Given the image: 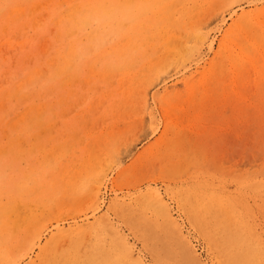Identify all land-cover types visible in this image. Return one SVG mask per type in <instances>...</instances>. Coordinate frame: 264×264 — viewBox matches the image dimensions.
Wrapping results in <instances>:
<instances>
[{"label": "rangeland", "instance_id": "1", "mask_svg": "<svg viewBox=\"0 0 264 264\" xmlns=\"http://www.w3.org/2000/svg\"><path fill=\"white\" fill-rule=\"evenodd\" d=\"M124 1L0 0L1 254L108 264L125 239L144 264H264V0Z\"/></svg>", "mask_w": 264, "mask_h": 264}, {"label": "bare ground", "instance_id": "2", "mask_svg": "<svg viewBox=\"0 0 264 264\" xmlns=\"http://www.w3.org/2000/svg\"><path fill=\"white\" fill-rule=\"evenodd\" d=\"M27 1H28V0H27ZM65 1H67V0H65ZM65 1L63 0V2H65ZM69 1H71V0H69ZM76 1H77V0H76ZM87 1H88V0H87ZM99 1H100V0H99ZM126 1H127V0H126ZM126 1H124V2H126ZM128 1L130 2V0H128ZM131 1H132V0H131ZM144 1H145V3H146L148 0H144ZM149 1H150V0H149ZM152 1H153V0H152ZM158 1H160V0H158ZM158 1H157V2H158ZM176 1L179 2V0H176ZM17 2H19V1H17ZM72 2H73V1H72ZM104 2H105V1H104ZM104 2H103V3H104ZM114 2H115V0H114ZM120 2H121V1H120ZM142 2H143V0H142ZM154 2H155V1H153L152 3H154ZM22 3H23V2H22ZM65 3H66V2H65ZM87 3H88V2H84V3H82V4L80 3V4H81V5H83V4L85 5V4H86L85 8L87 7V9H88V6H89V5H87ZM99 3H100V2H99ZM106 3H108V2H106ZM112 3H113V2H112ZM118 3H119V2H118ZM159 3H160V2H159ZM163 3H164V2H163ZM176 3H177V2H176ZM20 4H21V3H19V5H20ZM76 4H77V3H75L74 7L76 6ZM80 4H79V5H80ZM109 4H110V3H109ZM115 4H116V3H115ZM146 4H147V3H146ZM155 4H156V3H155ZM155 4H153V5H155ZM167 4H168V3H167ZM186 4H187V3H186ZM19 5H17V3H16L15 6H14V4H13V8H15L16 6L18 7ZM72 5H73V3L71 4V6H72ZM79 5H78V6H79ZM81 5H80V6H81ZM103 5L106 6L107 4H106V5L103 4ZM138 5H139V4H138ZM161 5H163V4L161 3V4H159L158 6L161 7ZM171 5H172V4H171ZM101 6H102V5H101ZM114 6H115V5H114ZM118 6H119V8H120V4H118ZM118 6H116V7L118 8ZM128 6H129V5H128ZM164 6H165V5H164ZM184 6H185V5H184ZM90 7H91V6H89V8H90ZM95 7H97V6L95 5ZM99 7H100V6H99ZM111 7H112V6H111ZM111 7H110V8H111ZM133 7H134V6H133ZM135 7H136V6H135ZM135 7H134V9H135ZM147 7H148V5H147ZM153 7H155V6H153ZM160 7H159V9H160ZM165 7L167 8V6H165ZM168 7H169V6H168ZM66 8H68V7H66ZM82 8H83V7H82ZM110 8H109V9H110ZM113 8H114V7H113ZM119 8H118V9H119ZM136 8H137V7H136ZM170 8H171V7H170ZM170 8H168V9H170ZM11 9H12V7H11ZM72 9H74V8H72ZM77 9H78V8H77ZM80 9H81V8H79V10H80ZM96 9H97V8H96ZM96 9H95V11H96ZM105 9H106V7H105ZM132 9H133V8H132ZM155 9H156V7H155ZM155 9H154V10H155ZM159 9H158V10H159ZM168 9H167V10H168ZM181 9H182V8H181ZM188 9H189V8H188ZM2 10H3V9H2ZM13 10H14V9H13ZM64 10H65V9H64ZM67 10L69 11V9H67ZM70 10H71V9H70ZM82 10H85V9L83 8ZM92 10H93V9H90V10H87V11H92ZM112 10H113V9H112ZM124 10H125V8H124ZM163 10H164V9H163ZM5 11L7 12V15L10 13V12L8 13V10H5ZM85 11H86V10H85ZM102 11H103V9H102ZM105 11H106V10H105ZM107 11H108V10H107ZM107 11H106V12H107ZM119 11H120V10H119ZM127 11H129V9H128ZM171 11H172V10H171ZM3 12H4V10H3ZM11 12H12V11H11ZM77 12H78V11H76V12H74V13L77 14ZM110 12H111V11H110ZM151 12H152V10H151ZM151 12H150V13H151ZM177 12H178V11H177ZM186 12H188V11H186ZM190 12H191V11H190ZM1 13H2V12H1ZM78 13H80V12H78ZM89 13H91V12H89ZM101 13H103V12H101ZM107 13H108V12H107ZM145 13H147V12H145ZM156 13H157V12H155V14H156ZM173 13H174V12H173ZM184 13H185V12H184ZM2 14L4 15V13H2ZM63 14H66L65 11H64ZM67 14H68V12H67ZM67 14H66V16H67ZM72 14H73V13H71V17H70V18H72V16H73ZM76 14H75V15H76ZM81 14H83L82 11H81ZM85 14H86V13H85ZM87 14H88V13H87ZM139 14H140V13H139ZM139 14H138V15H139ZM143 14H144V13H142V15H143ZM158 14H160V13L158 12ZM166 14H167V13H166ZM180 14H181V12H180ZM185 14H186V13H185ZM3 15H2V16H3ZM7 15H4V16H7ZM69 15H70V14H69ZM88 15H89V14H88ZM145 15H147V14H145ZM170 15H171V14H170ZM172 15H173V14H172ZM172 15H171V16H172ZM183 15H184V14H183ZM183 15H181V16L183 17ZM4 16H3V17H4ZM128 16H129V15H128ZM136 16H137V15H136ZM139 16H140V15H139ZM139 16H137V17H139ZM152 16H153V15H152ZM161 16H162V15H160V17H161ZM164 16H165V15H164ZM181 16H180V17H181ZM0 17H1V16H0ZM78 17H79V16H78ZM80 17L82 18L83 15L80 16ZM140 17H142V16H140ZM146 17H147V16H146ZM146 17H144V18H146ZM153 17H155V16H153ZM162 17H163V16H162ZM162 17H161V19H162ZM4 18L6 19V17H4ZM59 18H61V17H59ZM59 18H58V19H59ZM67 18H68V17H67ZM81 18H80V19H81ZM164 18H165V20H166V19H169V18H170V17H169V14L166 15ZM183 18H184V17H183ZM1 19H2V17H1ZM5 19H4V20H5ZM7 19H8V18H7ZM63 19H64V17H63ZM65 19H66V17H65ZM82 19H83V18H82ZM82 19H81V20H82ZM84 19H85V18H84ZM104 19L106 20L107 17L104 18ZM155 19H156V18H155ZM159 19H160V18H159ZM176 19H177V17H176ZM66 20H67V19H66ZM72 20H74V18H72ZM87 20H88V19H87ZM139 20H140V19H139ZM142 20H144V19H142ZM170 20H171V19H170ZM170 20H169V21H170ZM177 20H178V19H177ZM183 20H184V19H183ZM183 20H182V21H183ZM60 21H61V20H60ZM68 21H69V20H68ZM82 21H84V20H82ZM82 21H81V22H82ZM88 21H89V20H88ZM132 21H133V20H132ZM148 21H150V19H148ZM167 21H168V20H166V22H167ZM81 22H80V23H81ZM86 22H87V21H86ZM117 22H118V21H117ZM143 22H144V21H143ZM161 22H162V21H161ZM164 22H165V21H164ZM183 22H184V21H183ZM183 22H182V23H183ZM59 23H62V21L59 22ZM63 23H64V22H63ZM63 23H62V24H63ZM127 23H128V22H127ZM145 23H146V22H145ZM159 23H160V22H159ZM177 23H178V22H177ZM179 23H181L180 20H179ZM182 23H181V24H182ZM68 24H69V23H68ZM73 24H74V23H73ZM84 24H85V21H84ZM86 24H87V23H86ZM86 24H85V25H86ZM115 24H116V23H115ZM140 24H141V23H140ZM140 24H139V25H140ZM142 24H143V23H142ZM77 25H78V22H77ZM77 25H76V26H77ZM85 25H84V26H85ZM121 25H123V24H121ZM127 25H129V24H127ZM155 25H156V24H155ZM158 25H159V24H158ZM162 25H163V24H162ZM166 25H167V23H166ZM170 25H171V24H170ZM173 25H175V24H173ZM62 26H63V25H62ZM66 26H67V25H66ZM70 26H71V25H70ZM74 26H75V25H74ZM82 26H83V25H82ZM86 26H87V25H86ZM118 26H120V25H118ZM151 26H152V25H151ZM164 26H165V25H164ZM168 26H169V22H168ZM168 26H166L165 28L167 29ZM64 27H65V26H64ZM127 27H128V26H127ZM139 27L141 28V26H139ZM142 27H143V26H142ZM144 27H145V25H144ZM160 27H161V24H160ZM170 27H171V26H170ZM170 27H169V29H170ZM180 27H181V25H180ZM86 28H87V27H86ZM153 28H154V26H153ZM155 28H156V27H155ZM65 29H66V28H65ZM125 29H126V24H125ZM136 29H137V28H136ZM142 29H144V28H142ZM151 29H152V28H151ZM156 29H157V28H156ZM156 29L154 30L155 32H156V31H159V30H156ZM69 30H70V29H69ZM69 30H68V31H69ZM74 30H75V31H74ZM132 30H134V29H132ZM132 30H131V31H132ZM149 30H150V29H149ZM149 30H147L148 33H149ZM62 31H63V29H62ZM65 31H66V30H65ZM65 31L62 32V33H65ZM72 31L76 32V28L73 29ZM135 31H136V30H135ZM162 31L164 32V30H162ZM162 31H161V32H162ZM69 32H70V31H69ZM87 32H88V31H87ZM89 32L91 33L92 31H89ZM121 32H122V31H121ZM138 32H140V31H138ZM168 32H169V31H168ZM96 33H97V31H96ZM96 33L94 34V32H93V34H94L95 36H96ZM122 33H123V32H122ZM150 33H151V32H150ZM65 34H66V33H65ZM67 34L70 35L71 32H70V34H69V33H67ZM130 34H132V32H131ZM130 34H129V36H130ZM154 34H155V33H154ZM163 34H164V33H163ZM167 34H168V33H167ZM200 34H201V33H200ZM68 35H67V36H68ZM97 35H98V34H97ZM103 35H104V33H103ZM120 35H121V34H120ZM127 35H128V34H127ZM140 35H141L140 37L143 38V37H142V36H143V35H142V32H141ZM146 35H147V34H146ZM151 35H152V34H151ZM165 35H166V34H165ZM165 35L162 36V34H161L162 39H163V37H164ZM64 36H65V35H64ZM80 36H81V35H80ZM90 36H92V34H91ZM90 36H89V37H90ZM129 36H128V37H129ZM135 36H136V35H135ZM155 36H156V35H155ZM68 37H69V36H68ZM76 37H77V36H76ZM81 37H83V36H81ZM81 37H80V40L83 41V39H81ZM131 37H133V36H131ZM158 37H159V36H158ZM158 37H157V38H158ZM168 37H169V35H168ZM66 38H67V37H66ZM84 38H85V37H84ZM90 38H91V37H90ZM92 38H93V37H92ZM100 38H101V37H100ZM134 38L136 39V37H134ZM145 38H146V37H145ZM166 38H167V37H166ZM77 39L79 40V38H77ZM97 39H98V38H97ZM123 39H124V38H123ZM129 39H130V40H129L128 42L131 43V39H132V38H129ZM152 39H153V38H152ZM196 39H197V38H196ZM72 40H73V39H72ZM78 40H76V41H78ZM86 40H87V39H86ZM86 40H85V41H86ZM89 40H90V39H89ZM159 40H160V39H159ZM164 40H165V38H164ZM167 40H168V39H167ZM197 40H198V39H197ZM202 40H203V39H202ZM64 41H65V40H64ZM68 41H69V40H68ZM85 41H83V42H85ZM92 41H93V40H92ZM136 41H138V38H137ZM149 41L152 42L151 37H150V40H149ZM149 41H147V42H149ZM156 41H158V40H156ZM156 41H155V42H156ZM160 41H161V40H160ZM162 41H163V40H162ZM165 41H166V40H165ZM165 41H164V42H165ZM66 42H67V41H66ZM90 42H91V41H90ZM138 42H139V41H138ZM153 42H154V41H153ZM153 42H152V43H153ZM164 42H163V43H164ZM71 43H72V42H71ZM143 43H144V42H143ZM201 43H202V42H201ZM67 44H68V43H67ZM88 44H90V43L88 42ZM136 44H137V43H136ZM138 44H139V43H138ZM145 44H148V43L145 42ZM154 44H155V43H154ZM164 44H165V43H164ZM164 44H163V45H164ZM63 45H64V44H63ZM73 45H74V44H73ZM140 45H141V44H140ZM142 45L144 46V44H142ZM163 45H162V46H163ZM74 46H75V45H74ZM85 46L87 47L88 45H85ZM143 46H142V47H143ZM153 46H154V45H153ZM164 46H165V45H164ZM155 47H156V46H155ZM165 47H166V46H165ZM66 48H67V46H66ZM66 48H65V49H66ZM88 48H90V47H88ZM91 48H92V47H91ZM100 51H101V50H100ZM100 51H99V52H100ZM101 52H102V51H101ZM84 53H85V55H86V52H85V51H84ZM96 54H97V53H96ZM55 55H56V54H55ZM99 55H100V54H99ZM103 55H104V57H105V54H103ZM103 55H102V56H103ZM129 57H130V56H129ZM102 58H103V57H102ZM102 58H101V60H102ZM106 58H107V57H106ZM131 58H132V57H131ZM122 59H125V58H122ZM91 60H92V59H90V61H91ZM104 60H105V59H104ZM117 60H118V59H117ZM117 60H116V61H117ZM87 61H88V60H86V62H87ZM92 61H93V60H92ZM94 61H95V60H94ZM99 61H100V58H99ZM135 61H136V60H135ZM106 62H107V61H106ZM117 62H119V61H117ZM125 62H127V61H125ZM125 62H124V63H125ZM132 62H133V59H132ZM109 63H110V62L108 61V64H109ZM133 63H135V62H133ZM87 64H88V63H87ZM120 64H121V63H120ZM120 64H119V65H120ZM128 64H129V63H128ZM128 64H127V65H128ZM130 64H132L131 61H130ZM119 65H118V66H119ZM123 65H124V64H123ZM125 65H126V63H125ZM111 66H113V65L111 64ZM114 66H116V65L114 64ZM128 66H129V65H128ZM49 70H50V69H49ZM52 70H53V69H52ZM53 71H54V70H53ZM26 76H28V75L26 74ZM26 76H24V77L26 78ZM34 76H35V75H33V77H34ZM24 77L22 78V80H24ZM28 78H32V77L28 76ZM34 78H35V77H34ZM32 79H33V78H32ZM16 82H19V81H16ZM34 82H35V80H34ZM28 84H29V83H28ZM29 85H30V84H29ZM23 86H25V85H23ZM13 88L15 89V87H13ZM20 88H21V87H20ZM14 89H13V90H14ZM10 90H11V89H10ZM19 90H20V89H19ZM34 90H35V89H34ZM28 91H31V90L28 89L27 92H28ZM32 91H33V90H32ZM19 92L21 93V91H19ZM17 93H18V92H17ZM24 93H25V92H24ZM24 93H23V95L26 94V93H25V94H24ZM33 93H34V91H33ZM8 94H10L9 91H8ZM18 94H19V93H18ZM27 94H28V93H27ZM34 94H35V93H34ZM34 94H33V95H34ZM2 95H3V94H2ZM2 95H1L0 99L2 98V100H3V99L6 98V96H5V98H4ZM11 95H12V94H10L9 98L11 97V98L13 99V97H12ZM16 95H17V94H16ZM19 95H20V94H19ZM19 95H17L16 97H18ZM33 95H32V96H33ZM11 98H10V99H11ZM19 98H20V97H19ZM19 98H18V99H19ZM32 98H33V97H32ZM28 99H29V98H28ZM30 99H31V98H30ZM2 100H1V101H2ZM24 100H25V99H24ZM24 100H23V101H24ZM9 101H11V100H9ZM9 101H8V103H9ZM13 101H14V100H13ZM26 101H27V100H26ZM28 101H29V100H28ZM13 103H14V102H13ZM22 103H23V102L20 101V104H22ZM29 104L32 105V102L29 103ZM5 105H6V104H5ZM17 105H18V104H17ZM2 106H3V105H2ZM2 106H1V107H2ZM14 106H15V104H14ZM1 107H0V108H1ZM6 107H7V106H6ZM17 107H18V106H17ZM25 109H26V107H25L23 110H25ZM2 110H3V109H2ZM2 110H1V111H2ZM13 110H14V108H13ZM30 111H31V110H30ZM4 112H5V110H4ZM20 112H23V111L20 110ZM5 113H6V112H5ZM5 113H3V114H5ZM7 113L9 114L10 112H7ZM3 114H2V115H3ZM18 114H19V113H18ZM9 116H10V115H9ZM9 116H8V117H9ZM12 117H13V116H12ZM16 117H17V116H15V118H16ZM29 117H30V118H28V119H31V116H29ZM34 117H35V116H34ZM3 118H4V117H3ZM15 118H14V120H15ZM4 119H5V118H4ZM25 119H26V118H25ZM31 120H32V121L35 120V119H33V115H32V119H31ZM31 120H30V121H31ZM8 121H9V120H8ZM12 121H13V118H12ZM16 121H17V120H16ZM26 121H27V120H26ZM26 121H24V122H26ZM30 121H28V122L30 123ZM36 121H37V120H36ZM10 122H11V121H10ZM24 122H21V125H22ZM8 123H9V122H8ZM17 123H18V122H17ZM26 123H27V122H26ZM33 123H35V122H33ZM33 123H30V124L32 125ZM1 125H3V124H1ZM31 125H30V127H31ZM3 126H4V125H3ZM6 126H7V125H6ZM22 126H23V125H22ZM22 126H21L20 128H23V127H24V126H23V127H22ZM25 126L27 127L28 125L25 124ZM4 127H5V126H4ZM8 127H9V126H8ZM8 127H7V128H8ZM28 127H29V126H28ZM28 127H27V130H28ZM32 127L34 128V127H36V126H32ZM18 128H19V127H18ZM2 129H3V128H2ZM16 129H17V128H16ZM24 129H25V127H24ZM34 129H35V128H34ZM7 130H8V129H7ZM13 130H14V129L11 130V128H10V131H11V132H13ZM17 130H18V129H17ZM29 130H30V129H29ZM33 131H34V130H33ZM0 132H1V131H0ZM7 133H8V132H7ZM22 133H23V132H22ZM34 133H35V132H34ZM0 134H2V133H0ZM14 134H15V133H14ZM29 134H30V133H29ZM31 134H32V132H31ZM31 134H30V135H31ZM6 135H8V134H6ZM11 135H12V134H11ZM19 135H20V133H19ZM22 135H23V134H22ZM22 135H20V136H22ZM9 136H10V135H9ZM9 136H6V137H9ZM12 136H13V135H12ZM15 136H16V135H15ZM20 136H19V138H20ZM25 136H26V135H25ZM32 136L34 137V134H33ZM32 136H31V137H32ZM36 136H37V135H36ZM36 136H35V138H36ZM0 137H1V135H0ZM10 137H11V136H10ZM16 137H17V136H16ZM28 137H29V136H28ZM4 138H5V137H4ZM23 139H26V138L24 137ZM23 139H22V140H23ZM32 139H33V138H32ZM0 140L2 141V139H0ZM4 140H5V139H4ZM6 140H8V139H6ZM13 141H14V139H13ZM28 141H29V140H28ZM3 142H5V141H3ZM3 142H2V143H3ZM7 142L9 143V141H7ZM7 142H5V143L7 144ZM23 142H25V141H23ZM23 142H21V143H23ZM29 142H31V141H29ZM29 142H28V144H29ZM5 143H4L3 146H2V145H1V146L4 147V146H5ZM21 143H20V144H21ZM9 144H10V143H9ZM17 144H18V143H17ZM31 144H32V143H31ZM10 145H11V144H10ZM14 145H15V144H14ZM23 145H24V144H23ZM26 146H27V144H26ZM2 147H0V148H2ZM5 147H6V146H5ZM5 147H4V148H5ZM11 147H12V146H11ZM16 147H17V146H15V148H16ZM17 148H18V150H20V149H19V146H18ZM17 148H16V150H17ZM6 149H7V148H6ZM8 150H9V149H7V152H8ZM11 150H14V149H11ZM32 151H33V150H32ZM18 152H19V151H18ZM18 152H17V153H18ZM26 152H28V151H26ZM11 153H13V152H11ZM9 154H10V153H9ZM18 154H19V153H18ZM21 154H22V152H21ZM21 154H20V155H21ZM2 155H4V153H3ZM2 155H1V157H2ZM20 155H19V156H20ZM11 156H12V155H11ZM11 156H10V159L12 158ZM15 156H16V155H15ZM15 156H13V157L15 158ZM19 156H18V157H19ZM32 156H33V155H32ZM34 157H35V156H34ZM30 158H31V156H30ZM21 159H23V158H21ZM36 159H37V158H36ZM11 160H12V159H11ZM14 160H15V159H14ZM16 160H17V159H16ZM6 161H7V160H6ZM18 161H20V160H18ZM30 161H31V160H30ZM56 161H57V160H56ZM10 162H11V161H9V162L7 161V163H10ZM35 162H38V161L36 160ZM7 163H6V164H7ZM12 163H14V162L12 161ZM15 163H16L15 166L17 167V162L15 161ZM54 163H55V161H54ZM54 163H53V164H54ZM60 163H61V161H60ZM28 164H29V163H28ZM36 164H37V163H36ZM51 164H52V163H51ZM0 165L2 166V164H0ZM18 165H21V164L18 163ZM26 165H27V164H26ZM33 165H34V164H33ZM38 165H39V164H38ZM3 166H4V164H3ZM10 166H11V164H10ZM10 166H9V167H10ZM29 166H30V165H29ZM31 166H32V165H31ZM41 166H42V165H41ZM52 166H53V165H52ZM56 166H57V165H56ZM59 166H60V165H59ZM59 166H58V167H59ZM62 166H63V165H62ZM27 167H28V165H27ZM34 167L37 168L36 166H33V169H34ZM42 167H45V165H43ZM42 167H41V168H42ZM53 167H55V164H54ZM66 167H67V166H65V168H66ZM12 168H13V167H12ZM48 168H49V167H48ZM1 169H2V168H1ZM6 169H7V168H6ZM8 169H9V168H8ZM10 169H11V168H10ZM15 169H16V168H15ZM26 169H29V168H26ZM38 169H40V166H39ZM50 169H52V167H51ZM54 169H55V168H54ZM4 170H5V169H4ZM6 171H7V170H6ZM20 171H21V170H20ZM0 172H1V170H0ZM14 173H15V171H14ZM16 173H17V172H16ZM25 173H26V172H23V174H25ZM47 174H48V173H47ZM21 175H22V174H21ZM48 175H49V174H48ZM23 176H24V175H22V178H23ZM20 177H21V176H20ZM13 178H14V177H13ZM43 178H44V177H43ZM46 178H48V177H46ZM54 178H55V177H54ZM19 179H20V178H19ZM19 179H18V180H19ZM33 179H34V178H33ZM41 179H42V178H41ZM41 179H40V180H41ZM23 180H25V179H23ZM34 180H35V179H34ZM43 180H45V179H43ZM55 180H56V178H55ZM2 181H3V180H2ZM10 181H11V180H10ZM19 181H20V180H19ZM19 181H18V182H19ZM21 181H22V180H21ZM21 181H20V182H21ZM26 181H28V180H26ZM31 181H32V179H31ZM41 181H42V180H41ZM52 181H53V180H52ZM11 182H13V181H11ZM11 182H8V184L11 183ZM18 182H17V183H18ZM20 182H19V183H20ZM33 182H34V181H33ZM42 182H43V181H42ZM55 182H56V181H55ZM15 183H16V182H15ZM15 183L13 182L12 184L16 185L17 183H16V184H15ZM36 183H37V181H36ZM36 183H35V184H36ZM38 183H39V180H38ZM45 183H46V182H45ZM53 183H54V182H53ZM5 184H7V182H5ZM8 184H7V185H8ZM12 184H11V185H12ZM22 184H23V181H22ZM41 184H43V183H41ZM49 184H50V183H49ZM51 184H52V183H51ZM55 184H56V183H55ZM7 185H6V186H7ZM37 185H38V184H37ZM52 185H53V184H52ZM52 185H51V186H52ZM4 186H5V185H4ZM4 186H2V187L0 186V188H4ZM9 186H10V185H9ZM28 186H30V185L28 184ZM42 186H43V185H42ZM15 187H16V186H15ZM31 187H32V186H31ZM52 187H53V186H52ZM52 187H51V188H52ZM12 188H14V187H12ZM12 188H10V189H12ZM20 188L22 189V187H20ZM32 188H34V185H33ZM40 188H41V187H40ZM40 188H39V190H41ZM10 189H9V191H8L7 188H6V190H7L8 192L11 191ZM34 189H36V188H34ZM56 189H58V188H56ZM24 190H25V189H24ZM24 190H23V191H24ZM45 190L47 191L46 188H44V191H45ZM52 190L54 191V189H52ZM3 191H4V190H3ZM19 191H20V194H21L22 190H18L17 192H19ZM35 191H36V190H35ZM35 191H34V193L31 191V192L34 194L33 197H35ZM42 191H43V188H42ZM42 191H41V192H42ZM50 191H51V190H50ZM0 192H1V191H0ZM8 192H6V193H8ZM13 192H14V191H13ZM15 192H16V190H15ZM47 192H48V191H47ZM2 193H3V192H2ZM38 193H39V192H38ZM42 193H43V192H42ZM50 193H51V192H50ZM12 194H13V193H12ZM17 194H19V193H17ZM17 194H14V195H16V197H17V196H18ZM20 194H19V196H20ZM24 194H26V193H24ZM36 194H37V193H36ZM6 195H7V194H6ZM31 195H32V194H31ZM38 195H40V194H38ZM44 195L46 196V194H44ZM44 195H43V196H44ZM47 195H48V194H47ZM154 195H155V197H156L158 203L160 204V206L163 207V210H164L165 215H166L167 217H170L169 212H168V210L166 209V205L162 202V198H160V196L158 195V193H154ZM95 196H96V192H95ZM6 197H7V196H6ZM13 197H15V196H13ZM93 197H94V196H93ZM93 197H92V199L94 200L95 197H94V198H93ZM155 197H154V199H155ZM10 198H11V201L14 199V198H12V197H10ZM18 198H21V197H18ZM26 198H27V197H26ZM7 199H9V197H8ZM21 199H24V200H25V198H21ZM28 199H29V198H28ZM36 200H38V199H36ZM40 200H41V198H40ZM42 200H43V199H42ZM51 200H52V199H51ZM96 200H97V199H96ZM16 201H17V200H16ZM16 201H15V202H16ZM19 201H20V200H19ZM47 201H49V199H48ZM47 201H46V202H47ZM4 202H5V201H4ZM4 202H3V206L7 207V212H6V213H3V215L7 216L8 213H9V211L11 210V208H8V206H6L7 204L4 205ZM6 202H7V200H6ZM6 202H5V203H6ZM23 202H24V201H23ZM50 202H51V201H50ZM52 202H53V200H52ZM18 203H19V202H18ZM11 204H12V203H11ZM14 204H15V203H14ZM29 204H30V203H29ZM48 204H50V203H48ZM55 204H56V203H54V207H55ZM156 204H157V203H156ZM9 205H10V204H9ZM20 205L22 206L21 203H20ZM20 205H19V206H20ZM23 205H24V204H23ZM31 205H32V204H31ZM42 205H43V203H42ZM42 205H41V207H42ZM57 205H58V204H57ZM157 205H158V204H157ZM1 206H2V205H1ZM3 206H2V207H3ZM19 206H18V207H19ZM46 206H47V205H46ZM46 206H43V208L46 207ZM52 206H53V204H52ZM2 207H0V208H2ZM5 207H3V208H5ZM38 207H39V206H38ZM3 208H2V210L0 209L1 212H2L3 210H4V211L6 210V209H3ZM20 208H21V207H20ZM20 208H17V209H20ZM46 208H47V207H46ZM161 209H162V208H161ZM161 209H160V210H161ZM46 210H47V209H46ZM32 211H33V210H32ZM38 211H39V210H38ZM29 212H30V211H29ZM31 213H32V212H31ZM31 213H30V214H31ZM36 213H37V211H36ZM0 215H1V214H0ZM24 215H25V214H24ZM27 216H28V212H27ZM32 216H33V215H32ZM34 216H35V215H34ZM161 216H162V215H161ZM0 217H1V216H0ZM29 217H30V215H29ZM2 218H3V217H2ZM32 218H33V217H31V219H32ZM34 218H35V217H34ZM37 218H38V217H37ZM169 219H171V218H169ZM4 220L6 221L7 219H5V217H4ZM16 220H17V219H16ZM22 220H23V219H22ZM22 220L19 219L20 222H21ZM24 220H26V219H24ZM167 220H168V219H167ZM171 220H172V219H171ZM27 221H29V219H28ZM30 221H31V220H30ZM38 221H39V219H38ZM38 221H37V222H38ZM6 222H7V221H6ZM32 222H33V220H32ZM96 222H97V221H96ZM102 222H104V221H102ZM105 222H106V220H105ZM0 223H1V222H0ZM3 223H4V222H3ZM8 223H9V222H8ZM15 223H17V222L14 221V224H15ZM21 223H22V222H21ZM33 223H35V222H33ZM94 223H95V222H94ZM174 223H175V222H174ZM18 224H19V223H18ZM27 224H28V223H27ZM101 224H102V223H101ZM176 224H177V223H176ZM34 225H35V224H34ZM102 225L105 226V223L102 224ZM20 226H21V225H20ZM26 226H27V225H25V227H26ZM28 226H29V225H28ZM36 226H37V225L34 226V229H35ZM93 226H95V225H93ZM96 226H98V224H97ZM18 227H19V226H18ZM1 228H2V230L4 231V228H8V227H7V226H5V227L2 226ZM9 228H10V227H9ZM12 228H14V227H12ZM28 228H29V227H27V230H28ZM178 228H179V227H177V229H178ZM15 229H16V231H17V228H14V230H15ZM22 229H24V228H22ZM74 229H75V228H74ZM86 229H87V228H86ZM90 229H91V228H90ZM97 229H99V228L97 227ZM103 229H104V228H103ZM8 230H9V229H7V231H8ZM10 230H12V229H10ZM29 230H30V229H29ZM29 230H28V231H29ZM114 230H115V229H114ZM180 230H181V229H180ZM3 231H2V234H3ZM16 231H15V234H16ZM18 231H19V230H18ZM20 231H21V233H22V230H20ZM32 231H33V230H32ZM26 232H27V231H26ZM61 232H63V231H61ZM73 232H74V231H73ZM73 232H72V233H73ZM76 232H77V231H76ZM76 232H75V233H76ZM80 232H81V231H80ZM88 232H89V231H88ZM119 232H120V231H119ZM18 233H20V232H18ZM97 233H98V232H97ZM115 233H116V232H115ZM120 233H121V232H120ZM0 234H1V233H0ZM10 234H11V233H10ZM31 234H33V233L28 234V235H29V236H28L27 233H26V235L28 236L29 239H30L31 237H34V236H31ZM36 234H37V233H36ZM77 234H79V233L77 232ZM89 234H91V233H89ZM117 234H118V233H117ZM12 235H14V234H12ZM12 235H11V236H12ZM18 235H19V234H18ZM24 235H25V233H24ZM64 235H66V234H64ZM70 235H71V234H70ZM121 235H122V234H121ZM0 236H1V235H0ZM27 236H26V237H27ZM83 236H84V235H83ZM110 236H111V235H110ZM115 236H116V235H115ZM13 237H15V236H12V238H13ZM60 237H62V236H60ZM74 237H75V236H74ZM0 238H1V237H0ZM4 238H5V237H4ZM12 238H11V239H12ZM16 238H17V237H16ZM16 238H15V239H16ZM49 238H50V237H49ZM49 238H48V239H49ZM63 238H64V237H63ZM68 238H69V237H68ZM1 239H2V238H1ZM9 239H10V238H9ZM26 239H27V238H25V239L23 240V242L20 244V246H19L20 251L23 250V249H24V251H25V250L27 249V245H28V243H27V245L25 244V242L27 241ZM48 239H47V242H48ZM76 239H77V238H76ZM19 240H20V239H19ZM51 240H52V239H51ZM65 240H66V238H65ZM67 240H68V239H67ZM100 240L102 241V239H100ZM5 241H6V240H5ZM10 241H11V240H10ZM35 241H36V240H35ZM98 241H99V240H98ZM109 241H110V240H109ZM127 241H129V240H127ZM0 242H1V241H0ZM7 242H9V241H6V243H4V244H7ZM88 242H89V241H88ZM94 242H95V241H94ZM99 242H100V241H99ZM106 242H107V241H106ZM18 243H20V242H18ZM18 243H16V244H18ZM48 243H50L49 245H51V242H48ZM76 243H77V242H76ZM100 243H101V242H100ZM102 243H103V241H102ZM107 243H108V242H107ZM114 243H115V242H114ZM8 244H9V243H8ZM30 244H32V243H30ZM82 244L84 245V243H82ZM119 244H120V249H121V253H122L123 257H120L121 259H120V258H115V259H113V260H112V258H111L110 261L108 262V264H120V263H121V264H144L143 261H141L142 259H141V260H140V259H132V257H131V251H132V249H130L129 245H127L125 239H120ZM11 245H14V244H11V242H10V246H11ZM34 245H35V244H34ZM55 245H56V244H55ZM58 245H59V244H58ZM61 245H62V244H61ZM73 245H74V244H73ZM73 245H72V246L68 245V246H70V249H74V250H75V248H73ZM77 245H78V244H77ZM77 245H74V247H76ZM97 245H98V244H97ZM106 245H107V244H106ZM0 246H2V244H0ZM16 246H17V245H16ZM36 246H37V244H36ZM51 246H52V245H51ZM103 246H104V245H103ZM12 247H13V246H12ZM14 247H15V246H14ZM32 247H33V246H32ZM37 247H39V246H37ZM64 247H65V246H64ZM71 247H72V248H71ZM78 247H79V245H78ZM81 247H82V246H81ZM81 247H80V248H81ZM83 247H84V246H83ZM83 247H82V248H83ZM95 247H96V246H95ZM99 247H100V245H99ZM99 247L97 246V248H99ZM6 248H8V247H6ZM6 248H5V249H6ZM9 248H10V247H9ZM9 248H8V249H9ZM17 248H18V247H17ZM39 248H40V247H39ZM39 248H38V249H39ZM43 248H44V247H43ZM82 248H81V249H82ZM97 248H96V249H97ZM108 248H109V247H108ZM10 249H11V248H10ZM12 249H13V248H12ZM14 249H15V248H14ZM14 249H13V251H14ZM93 249H94V246H93ZM101 249H102V247H101ZM112 249H113V246H112ZM117 249H118V248H117ZM1 250H2V249H1ZM1 250H0V264H19V261H18L19 259H14V258H13V260H12V259L10 260V259H8V256L5 255V254L8 253V252H6L5 254H1ZM6 250H7V249H6ZM32 250H33V249H32ZM43 250H44V249H43ZM60 250H61V247H60ZM67 250H68V249H66L65 251H67ZM87 250H88V249H87ZM87 250H86V251H87ZM104 250H105V249H104ZM107 250H108V249H107ZM114 250H115V249H114ZM134 250H135V249H134ZM191 250H192V249H191ZM7 251H8V250H7ZM38 251H39V250H38ZM65 251H64V252H65ZM71 251H72V250H71ZM91 251H92V250H90L89 252H91ZM192 251H193V250H192ZM16 252H17V254L19 253L18 251H16ZM25 252H26V251H25ZM39 252H41V251H39ZM39 252H38V253H39ZM47 252H48V251H47ZM67 252H68V251H67ZM67 252H66V254H67ZM73 252H74V251H73ZM93 252H94V251H93ZM95 252H97V251H95ZM95 252H94V253H95ZM102 252H103V250H102ZM109 252H111V251H109ZM109 252H108V253H109ZM133 252H134V251H133ZM27 253H28V252H27ZM57 253H58V252H57ZM68 253H69V252H68ZM74 253H75V252H74ZM80 253H81V252H80ZM99 253H100V252H99ZM103 253H104V252H103ZM108 253H107V254H108ZM115 253H116V252H115ZM193 253H194V252H193ZM15 254H16V253H15ZM17 254H16V255H17ZM51 254H52V253H50L49 255H51ZM66 254H65L64 256H66ZM75 254H77V253H75ZM101 254H102V253H101ZM111 254H112V252H111ZM119 254H120V253H119ZM136 254H137V253H136ZM25 255H26V254H25ZM70 255H71V253H70ZM73 255H74V254H73ZM73 255H72V256H73ZM87 255H88V254H87ZM104 255H105V254H104ZM108 255H109V254H108ZM19 256H20V255H19ZM39 256H40V255H39ZM78 256H79V255H78ZM80 256H81V255H80ZM83 256H84V255H83ZM83 256H82V257H83ZM98 256L100 257V254H99ZM105 256H106V255H105ZM109 256L111 257V255H109ZM114 256H115V254H114ZM118 256H119V255H118ZM137 256H138V255H137ZM257 256H259V253H258ZM60 257H61V256H60ZM60 257H59V258H60ZM62 257H63V256H62ZM67 257H68V256H67ZM69 257H71V256H69ZM103 257H104V256H103ZM260 257H261V256H260ZM15 258H16V257H15ZM17 258H18V257H17ZM21 258H22V257H21ZM84 258H85V257H84ZM84 258H83V259H84ZM89 258H90V257H89ZM89 258H88V259L85 258V260L87 259V260H86V263H87V261L89 260ZM96 258H97V257H96ZM48 259H49V258H48ZM67 259H68V258H67ZM67 259H66V260H67ZM77 259H78V257H77ZM80 259H81V258H80ZM46 260H47V259H46ZM49 260H50V259H49ZM55 260H56V259H54L53 261H55ZM70 260H71V259H70ZM90 260H91V259H90ZM95 260H96V259H95ZM105 260H106V259H105ZM105 260H104V261H105ZM30 261H32V260H30ZM53 261H50V262H52V264H53ZM62 261H63V260H62ZM73 261H74V259H73ZM76 261H77V260H76ZM81 261H82V259H81ZM97 261H98V259H97ZM101 261H102V260H101ZM106 261H108V260H106ZM63 262H65V261H63ZM67 262H68V261H67ZM67 262H66V263H67ZM69 262H70V261H69ZM79 262H80V261H79ZM92 262L94 263V260H93ZM98 262H99V261H98ZM48 263H49V262H48ZM61 263H62V262H61ZM80 263H82V262H80ZM88 263L90 264L91 261H88ZM88 263H87V264H88ZM93 263H92V264H93ZM37 264H38V263H37ZM75 264H76V263H75ZM77 264H79V263L77 262ZM83 264H85V263L83 262ZM94 264H95V263H94ZM101 264H102V263H101ZM104 264H105V263H104Z\"/></svg>", "mask_w": 264, "mask_h": 264}]
</instances>
